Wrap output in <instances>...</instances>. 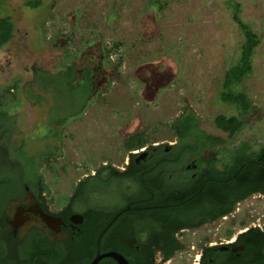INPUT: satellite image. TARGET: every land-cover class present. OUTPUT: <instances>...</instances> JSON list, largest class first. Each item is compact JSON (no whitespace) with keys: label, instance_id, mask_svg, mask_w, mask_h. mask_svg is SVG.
Wrapping results in <instances>:
<instances>
[{"label":"rangeland","instance_id":"374dc122","mask_svg":"<svg viewBox=\"0 0 264 264\" xmlns=\"http://www.w3.org/2000/svg\"><path fill=\"white\" fill-rule=\"evenodd\" d=\"M29 1L35 0H0V18L9 17L14 25L12 39L0 48V93L18 84L16 98L13 91L2 98L13 126L0 138V149L7 147V156L22 163L37 156L53 199L70 196L79 180L103 164L122 169L128 135L141 133L148 144L173 146L178 142L173 125L186 114L197 119L199 130L221 140V151L243 142L254 149L264 144V0H233L260 43L250 76L237 88L251 107L232 137L213 122L219 115L238 114L220 99L225 73L244 41L229 0H156L161 8L150 6L155 0H40L35 8L27 7ZM65 55L77 70L95 67L101 55L107 59L93 95L88 85L76 92L58 79L57 89L28 88L35 70L55 74ZM51 82L41 76L42 85ZM87 97L82 114L72 118ZM47 152L54 156L45 162L41 156ZM99 195L90 193L91 203H102ZM106 197L119 204L114 190ZM263 216L264 196L237 204L217 225L184 236L185 249L170 264L197 263L205 239L223 245L228 232L233 241L240 232L262 227Z\"/></svg>","mask_w":264,"mask_h":264},{"label":"flooded vegetation","instance_id":"af4514ba","mask_svg":"<svg viewBox=\"0 0 264 264\" xmlns=\"http://www.w3.org/2000/svg\"><path fill=\"white\" fill-rule=\"evenodd\" d=\"M98 58L95 67L86 65L77 70L74 66L77 80L83 81V72H89L90 96L97 75L103 74L105 59L103 55ZM78 85L75 82L73 87ZM189 140H178L173 146L145 142L131 152L132 157L127 156L122 169L101 165L99 168L110 165L120 175L107 190H101L102 203H91L90 195L75 199L76 186L82 180L70 196L53 199L51 188L32 186L19 171L0 194V264H91L97 255L109 252L120 254L128 264H170L182 251L164 259L163 250L155 243L168 242L172 232L173 239L182 243L189 233L215 226L231 214L216 217L218 192L212 185L208 188L215 183L212 175L217 173L209 169L222 168L219 154L177 155L181 144ZM134 166L141 170H134ZM95 175L96 171L90 176ZM135 177L146 179V186L131 180ZM112 190L120 195L119 204H110L112 198L106 197ZM181 206L188 207V212L179 213ZM248 230L238 233L233 241L226 237L223 245L205 239L195 264H202L207 250L217 257L211 260L214 264H242L246 246L235 243ZM96 264L117 263L104 257Z\"/></svg>","mask_w":264,"mask_h":264},{"label":"trees","instance_id":"16d2710c","mask_svg":"<svg viewBox=\"0 0 264 264\" xmlns=\"http://www.w3.org/2000/svg\"><path fill=\"white\" fill-rule=\"evenodd\" d=\"M40 0H35L34 2H27V7L35 8L40 4ZM228 4L231 8V18L233 22L237 25L240 32L243 34L244 41L240 48V53L237 61L227 70L223 80V91L220 94V99L222 102L233 105L237 108L238 114L236 116H216L213 120L215 126L227 133L229 136H234L240 132L244 126L243 117L246 115L251 107L249 98L246 94L238 92L237 88L241 85L242 81L250 76L252 72V56L254 54L255 48L259 45L260 39L255 32H253L249 25L245 24L240 16V7L239 4L233 0H229ZM151 7L161 8L159 1H154L150 3ZM14 25L9 17L0 18V48L6 45L13 37ZM109 54H106L108 58ZM71 56L65 55L64 61L62 64L57 67L59 70L55 74H50L42 70H35L33 74V80L27 84L28 88L31 89L32 86H36L37 89L43 91H49V86H57L62 81L66 84L68 89L73 91H79L84 85H88L91 88L92 80L89 78V72L86 70L83 72L84 80L76 79V71L73 65H70L69 59ZM105 58V59H106ZM107 60V59H106ZM41 76L45 78L52 79L51 83H48V87L40 83ZM56 79L61 81H55ZM78 82V86L73 87V84ZM65 86V87H66ZM18 90V84L13 83L9 87L1 90L0 93V138H3L4 131L7 130L8 126H13L10 122L11 118L8 115V108L3 106L4 93H10L13 98H16V93ZM92 90V89H91ZM52 91V90H51ZM53 92V91H52ZM3 98V99H2ZM40 99V98H38ZM88 97L85 99L82 105V110L76 115L71 116L72 118L79 117L83 112L84 105L86 104ZM3 109V110H2ZM58 122V121H57ZM63 123V121H59ZM9 127V128H10ZM174 130L179 141H185L188 139L196 140L195 145H191L188 142H183L181 147L178 148L176 152L179 156H184L188 152H197L202 153L207 150L210 154H224L226 157L221 159L222 168L209 169L210 172H217L213 174V181L215 183L209 184L208 188L210 189L211 185L213 190L218 192V211L216 217L220 218L223 215H228L232 213L238 202H243L253 195L264 196V144L260 145L258 149L252 148L248 143H240L238 146H235L231 150L221 151L219 149V144L221 140L204 133L198 129L197 119L192 114H186L178 118V121H175ZM55 132V131H54ZM57 136V133L55 134ZM146 142V138L143 137L141 133H135L128 136L123 142V147L125 151L128 152V155L132 157L131 152L135 149L143 147ZM9 148V147H8ZM172 147L171 149H174ZM20 156L23 155L22 148H18ZM2 160L0 162V194L4 192L6 186L10 184L12 177H18L17 174L19 171L25 173L27 177L26 180L32 186H45L43 182L42 175L38 172V163L37 156L30 158L27 163H22L18 159H10L7 154L10 150L4 146L1 148ZM161 153L165 152L161 149ZM46 155V156H45ZM54 156L53 152L44 153L41 156L43 161H47L48 158ZM18 161L15 162V161ZM131 164L133 162L131 160ZM6 166L9 168L6 170ZM28 171L31 173V178L27 175ZM134 170H141L140 167L134 166ZM106 171L105 174L102 172ZM116 170L110 165L104 168H99L96 170L95 176H89L84 180L80 181L76 186L75 190V199L79 200L90 193H99L107 190L115 180L118 179L120 175L115 174ZM131 180L142 183L146 186L144 178H131ZM222 205H226V208H223ZM188 207L181 206L177 211L179 213H187ZM185 209V210H184ZM175 210V209H174ZM176 211V210H175ZM170 227L176 230L177 227H174L172 224ZM232 235L231 232L227 233V237ZM244 243L246 246V256L243 258L242 264H264V216L262 219V227L250 228L245 233L238 236V240L235 244ZM155 245L163 250L164 259L172 257L176 252L183 251L185 246L180 242L173 239V232L170 235V240L164 243H155ZM215 254L211 253V250H207L202 256V264H210L211 260H216ZM210 260V261H209ZM211 262L212 264H214ZM146 264V263H145Z\"/></svg>","mask_w":264,"mask_h":264},{"label":"water","instance_id":"95a60500","mask_svg":"<svg viewBox=\"0 0 264 264\" xmlns=\"http://www.w3.org/2000/svg\"><path fill=\"white\" fill-rule=\"evenodd\" d=\"M104 257L112 258L117 264H128L126 259H124V257H122L120 254L116 252H109L104 255H97L91 264H96L99 259L104 258Z\"/></svg>","mask_w":264,"mask_h":264}]
</instances>
